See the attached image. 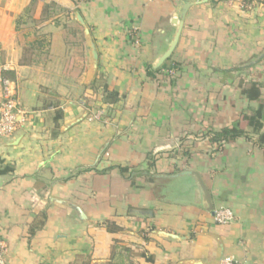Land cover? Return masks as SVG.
Listing matches in <instances>:
<instances>
[{
    "label": "crops",
    "instance_id": "crops-1",
    "mask_svg": "<svg viewBox=\"0 0 264 264\" xmlns=\"http://www.w3.org/2000/svg\"><path fill=\"white\" fill-rule=\"evenodd\" d=\"M0 69L20 108L0 138L6 264H264V146L209 134L264 105V0H0Z\"/></svg>",
    "mask_w": 264,
    "mask_h": 264
},
{
    "label": "trees",
    "instance_id": "trees-1",
    "mask_svg": "<svg viewBox=\"0 0 264 264\" xmlns=\"http://www.w3.org/2000/svg\"><path fill=\"white\" fill-rule=\"evenodd\" d=\"M147 73L150 76H154L155 72L161 71L162 69L165 68V66L160 67L156 70H153L151 67H147ZM102 88L103 90V102L104 103H115L120 100L121 95L118 91L116 90H110L108 85L102 81L101 77L96 78L94 82L92 83V88L93 89H98ZM261 86L258 85L257 83H253L251 87L243 89L244 95L250 99V100H260L261 98ZM263 104L260 105V107L254 111L253 113H243L242 119H238L235 121L233 124L226 126L222 128L221 130H210L209 134L211 135V139L214 142H218L220 144L235 140L240 137H251V133L256 136V143H258L260 146H264V132H262L263 128V122H262V109H263ZM241 120L246 121L247 125L252 128L251 132L246 131L242 126H241ZM155 159L154 157L149 158L148 162V169H151L155 166ZM121 171L123 173L127 172V168H121ZM37 226H33L30 230V233L33 234L36 230ZM107 228L109 231H116L120 230L119 227L116 225H113L112 223L108 222L107 223ZM148 260L151 262L152 258L148 257Z\"/></svg>",
    "mask_w": 264,
    "mask_h": 264
},
{
    "label": "built area",
    "instance_id": "built-area-1",
    "mask_svg": "<svg viewBox=\"0 0 264 264\" xmlns=\"http://www.w3.org/2000/svg\"><path fill=\"white\" fill-rule=\"evenodd\" d=\"M0 138L11 136L17 129L20 112L17 86L3 69H0ZM101 113H95L91 119H99ZM213 218L217 224H229L234 221V211L226 206L213 210ZM0 264H6V247L0 242ZM220 264H244L232 256H224Z\"/></svg>",
    "mask_w": 264,
    "mask_h": 264
},
{
    "label": "water",
    "instance_id": "water-1",
    "mask_svg": "<svg viewBox=\"0 0 264 264\" xmlns=\"http://www.w3.org/2000/svg\"><path fill=\"white\" fill-rule=\"evenodd\" d=\"M185 15H186V11L184 9V11H182V13H181V22L178 25V29H177L174 37L170 41L168 48L161 55V57L158 59L156 67H160L167 59H169L171 57V55H172V53H173V51H174V49H175V47H176V45H177V43L179 41L181 30H182V25H183V20L185 18ZM77 19L79 20V22L81 24L85 25V23H84V21H83V19H82L80 14L77 15ZM85 34H86V37L89 40L90 47L92 49L91 50V56H92V59H93L94 69H97L99 56H98V52L96 50L95 44H94V42L91 39L90 30L88 28H85ZM187 173L191 174V175H193L195 177L197 185H198V188H199V190L201 192V195H202V198L204 200V203L206 204V208L209 211L213 212L214 204L212 203L211 194H210V191L207 188L206 184L204 183L201 175L198 172H195V171H191V172L189 171Z\"/></svg>",
    "mask_w": 264,
    "mask_h": 264
}]
</instances>
